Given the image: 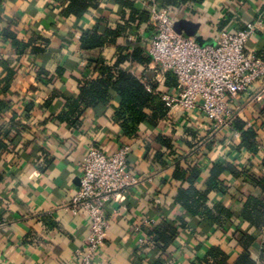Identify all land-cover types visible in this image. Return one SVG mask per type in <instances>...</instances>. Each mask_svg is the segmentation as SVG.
<instances>
[{
	"label": "crops",
	"instance_id": "1",
	"mask_svg": "<svg viewBox=\"0 0 264 264\" xmlns=\"http://www.w3.org/2000/svg\"><path fill=\"white\" fill-rule=\"evenodd\" d=\"M144 1L134 0L132 9L115 0H100L78 18L63 16V6L53 0H0V264H82L78 252L85 251L90 224L83 211L74 214L66 206L79 186L80 164L91 143L108 154L129 145V167L141 178L108 205L110 227L100 264L164 261L148 231L177 216L190 226L180 228L168 245L165 264H209L207 253L213 247L221 248L234 264L244 250L239 231L247 233L250 260L264 264V191L252 183L264 178V91L257 97L259 86L237 96L239 137L232 130L212 131L203 114L186 113L181 106L168 107L158 124L143 123L126 134L119 116L121 97L114 89L105 101L83 103L79 116L70 115L76 123L65 118L67 98L75 101L84 81L99 76L97 57L113 66L119 48L128 44L130 54L139 45L150 55L152 25ZM170 13L176 20L200 23L203 37L213 39L223 29L243 28L262 17V29L249 39L247 50L264 57V0L186 2ZM103 18L111 26L135 18L132 25L138 26L133 31L126 28L116 43L86 52L82 33L97 26L102 32L107 26ZM130 58L121 66L153 89L157 100L164 101L165 92L178 91L172 72ZM247 130L254 135L246 137ZM198 165L195 185L201 191L208 189L214 167L223 166L208 203L233 212L232 224L208 225L205 218L199 223L201 218L188 216L178 204L176 197L189 187L191 174L177 177V166L189 170ZM254 197L261 203L247 207L252 216L247 220L242 211ZM146 219L154 222L145 223ZM142 237L147 238L145 244L139 241Z\"/></svg>",
	"mask_w": 264,
	"mask_h": 264
},
{
	"label": "built area",
	"instance_id": "2",
	"mask_svg": "<svg viewBox=\"0 0 264 264\" xmlns=\"http://www.w3.org/2000/svg\"><path fill=\"white\" fill-rule=\"evenodd\" d=\"M144 5L152 25L151 63L162 72H172L177 79L178 91L162 95L166 105L181 106L189 114L200 112L212 131L232 130L239 137L234 125L241 110L237 96L260 89L256 95L259 97L264 91V57L247 50L249 39L262 29V17L243 28L221 30L213 45H200L194 36L176 32V19L168 8L156 0H145ZM129 154L127 144L108 154L101 146L91 143L80 164V183L66 208L74 214L83 211L90 224L85 251L78 252L82 264H100L110 227L108 205L141 181L129 167ZM136 228L141 229L139 225ZM139 241L145 244L147 238Z\"/></svg>",
	"mask_w": 264,
	"mask_h": 264
},
{
	"label": "trees",
	"instance_id": "3",
	"mask_svg": "<svg viewBox=\"0 0 264 264\" xmlns=\"http://www.w3.org/2000/svg\"><path fill=\"white\" fill-rule=\"evenodd\" d=\"M54 3H59L63 6L61 14L65 17L75 16L83 17L87 11L99 5L100 0H53ZM120 4L131 7L133 9L134 0H115ZM158 1V0H156ZM203 0H163L160 6L168 8L170 12H178V9L182 4L186 2H202ZM145 16L150 17L148 11H145ZM135 18L127 20L124 24L117 23L115 26H111L107 18L100 19L106 23V28L100 32L99 26L88 29L82 33L81 36V46L87 51H93L101 48L102 46L109 43H116L118 37L122 35L127 29L133 31L138 25H132ZM127 28V29H126ZM45 44H49L47 39H39ZM129 43V42H128ZM129 45V44H128ZM119 48V57L117 61L112 65L105 63L101 56L97 57L95 60L96 70L99 71V76L97 78L91 77L84 81V85L81 88V93L79 97L71 102L70 98H67L69 114L66 115V119L70 123H76V120L72 119V114H81L79 107H82L83 103L85 105L96 104L100 101H105L109 95V90L114 89L121 97V109L119 116L123 117V127L127 133L132 134L136 131L143 123H150L152 125L158 124L160 120L168 112V106L164 101L157 100L156 94L147 88V85L140 78L132 74L126 68L122 67L127 60H129L130 55L132 60L139 62L140 64L147 67L151 61V56L148 55L144 49L139 45H136L132 54L128 52V47ZM37 50V47H34ZM72 115V116H70ZM235 128L238 130L236 121L234 122ZM244 135L250 136L254 135L251 130L244 131ZM247 139V138H246ZM163 144H168L166 140L160 139ZM0 141V145L2 146ZM223 166L214 167L212 176L208 180V189L201 191L195 185V180L198 178L201 166H191V169L181 168L177 166L176 176L184 177L186 172H190L189 182L190 185L187 188H182L176 200L179 205H181L185 213L191 216L193 219L203 218L207 220L208 225L213 223H219L222 225L224 223L232 224V218L234 213L226 210L223 206L215 205L211 207L208 203V193L213 187H217L214 184L215 179L218 178L220 172L223 171ZM256 187L264 191V178H254L253 182ZM249 203L246 204L242 211V215L245 219L251 220V212H247V207L251 203L260 204V200L257 198H251ZM199 220V219H198ZM205 220V221H206ZM185 226H190V224L182 218V216H177L173 221H162L152 228L149 229V235L153 242L156 244V251L160 249L162 258L157 259L153 264H165V259L167 256V248L176 239L180 228ZM240 232V241L243 244L244 250L238 261L234 264H254L247 254V246L249 242L246 240L247 233L243 231ZM246 240V241H245ZM160 242H163L166 247H159ZM209 264H230L228 263L227 254L222 251L219 247H213L207 253V259Z\"/></svg>",
	"mask_w": 264,
	"mask_h": 264
},
{
	"label": "water",
	"instance_id": "4",
	"mask_svg": "<svg viewBox=\"0 0 264 264\" xmlns=\"http://www.w3.org/2000/svg\"><path fill=\"white\" fill-rule=\"evenodd\" d=\"M174 29L176 32L185 34L187 36H194L200 45H213V38H204L200 33V23L194 22L186 18H180L174 22Z\"/></svg>",
	"mask_w": 264,
	"mask_h": 264
}]
</instances>
